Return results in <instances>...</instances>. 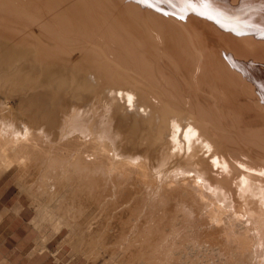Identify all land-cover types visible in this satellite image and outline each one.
Masks as SVG:
<instances>
[{"label": "bare ground", "instance_id": "1", "mask_svg": "<svg viewBox=\"0 0 264 264\" xmlns=\"http://www.w3.org/2000/svg\"><path fill=\"white\" fill-rule=\"evenodd\" d=\"M7 183L35 250L264 264V0H0Z\"/></svg>", "mask_w": 264, "mask_h": 264}, {"label": "rangeland", "instance_id": "2", "mask_svg": "<svg viewBox=\"0 0 264 264\" xmlns=\"http://www.w3.org/2000/svg\"><path fill=\"white\" fill-rule=\"evenodd\" d=\"M197 97L199 101H205V104L209 103L211 106V94H208L210 98ZM214 97L219 96L214 94ZM9 183L0 185V216L4 221L0 224V264H87L85 258L83 260L80 256H73L71 249L65 245L68 242L66 236L45 237L47 248L43 251L35 250L34 244L38 235L28 225L33 214L26 208V203L16 195V191L10 189Z\"/></svg>", "mask_w": 264, "mask_h": 264}]
</instances>
